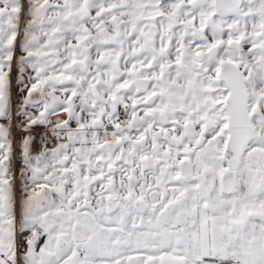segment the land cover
I'll return each instance as SVG.
<instances>
[{
  "label": "snow or ice",
  "instance_id": "obj_1",
  "mask_svg": "<svg viewBox=\"0 0 264 264\" xmlns=\"http://www.w3.org/2000/svg\"><path fill=\"white\" fill-rule=\"evenodd\" d=\"M0 264H264V0H0Z\"/></svg>",
  "mask_w": 264,
  "mask_h": 264
}]
</instances>
